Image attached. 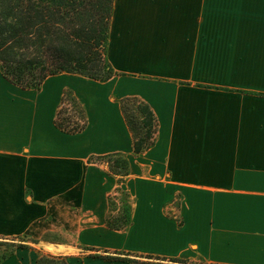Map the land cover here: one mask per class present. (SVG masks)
<instances>
[{"label":"crops","instance_id":"0c3cea01","mask_svg":"<svg viewBox=\"0 0 264 264\" xmlns=\"http://www.w3.org/2000/svg\"><path fill=\"white\" fill-rule=\"evenodd\" d=\"M106 57L119 75L103 82L63 72L23 89L0 69V236L66 233L43 246L68 264H132L100 251L264 264V0H114ZM67 88L87 113L75 134L54 124ZM125 96L158 120L137 156ZM111 152L129 159L122 179L90 160ZM117 188L121 230L106 223Z\"/></svg>","mask_w":264,"mask_h":264},{"label":"trees","instance_id":"16d2710c","mask_svg":"<svg viewBox=\"0 0 264 264\" xmlns=\"http://www.w3.org/2000/svg\"><path fill=\"white\" fill-rule=\"evenodd\" d=\"M113 3L114 0H0V69L5 79L23 89H39L49 76L63 72L97 81L116 75L106 57ZM129 103H133L132 111ZM120 105L133 136L132 152L137 156L154 145L158 120L149 104L137 96L121 98ZM87 123L84 105L71 89H65L55 113V126L75 134L82 132ZM90 160L106 164L119 179L129 174V159L122 152L94 155ZM123 211L117 220L107 217L110 229L121 230L130 224L128 203ZM0 238V263L15 250L29 247V242H38L26 235ZM126 255L130 254L100 251L90 256L135 262ZM170 261L186 264L182 259ZM36 264L68 262L63 255L46 253L36 258Z\"/></svg>","mask_w":264,"mask_h":264},{"label":"rangeland","instance_id":"374dc122","mask_svg":"<svg viewBox=\"0 0 264 264\" xmlns=\"http://www.w3.org/2000/svg\"><path fill=\"white\" fill-rule=\"evenodd\" d=\"M113 70H114V68H113ZM115 73H116V75H114V76L119 75L118 72L115 71ZM71 74H73V73H71ZM77 75H79V74H77ZM79 76H82V75H79ZM82 77H85V76H82ZM85 78H87V77H85ZM90 80H93V79H90ZM94 81H97V80H94ZM100 82H103V81H100ZM125 97H127V96H125ZM129 105H130V109L132 111L133 110V103H129ZM125 204H127V201L125 200L122 191H119L118 193L115 191L114 193L110 194L109 195V214H108V216H110V218L112 220H117V218H121L123 216V212H124L123 210H124ZM171 207H172V203L170 202V203H168L169 213L172 212ZM17 235H26L27 237H31L32 239H35L38 241L37 243L29 242V244H28L29 247L26 248L27 251H29V253L34 252L35 264H36V258L41 254L47 253V254H52V255H61L59 253H55V252L53 253L48 248L44 247L43 245L45 243H43V242H47V241L59 242L61 240L66 241V240H70L72 238L70 235H67L66 233H63V232H48L40 238L32 236L31 234H17ZM17 235H8V236L4 235V236H0V237L12 238L13 236H17ZM0 239H3V238H0ZM17 241H19V240H17ZM93 254H95V253H93ZM126 254H128V253H126ZM129 254L130 255H126L128 258L135 259V260H133L135 262L134 263L132 262V264H142L143 262H147V263H158L159 262L160 264H162V263H164V264H180L178 262H172V261H170V259H164L162 261H158V260H154L152 258H146V257H144L146 254H138V253H129ZM194 264H205V263L197 261Z\"/></svg>","mask_w":264,"mask_h":264}]
</instances>
